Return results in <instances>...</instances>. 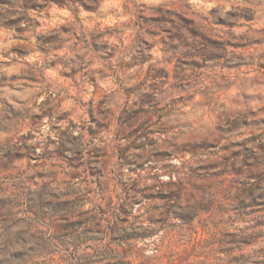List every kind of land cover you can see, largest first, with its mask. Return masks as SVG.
<instances>
[{
    "label": "clouds",
    "instance_id": "obj_1",
    "mask_svg": "<svg viewBox=\"0 0 264 264\" xmlns=\"http://www.w3.org/2000/svg\"><path fill=\"white\" fill-rule=\"evenodd\" d=\"M0 264H264V0H0Z\"/></svg>",
    "mask_w": 264,
    "mask_h": 264
}]
</instances>
